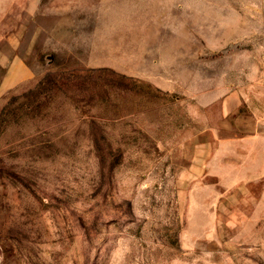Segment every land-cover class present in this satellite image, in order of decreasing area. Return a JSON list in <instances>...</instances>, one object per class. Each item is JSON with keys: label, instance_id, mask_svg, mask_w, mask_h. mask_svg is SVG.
Listing matches in <instances>:
<instances>
[{"label": "rangeland", "instance_id": "obj_1", "mask_svg": "<svg viewBox=\"0 0 264 264\" xmlns=\"http://www.w3.org/2000/svg\"><path fill=\"white\" fill-rule=\"evenodd\" d=\"M0 264H264V0H0Z\"/></svg>", "mask_w": 264, "mask_h": 264}]
</instances>
